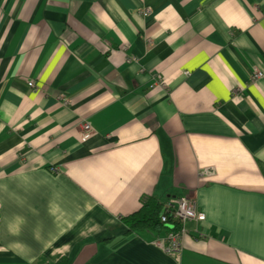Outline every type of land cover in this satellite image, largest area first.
Wrapping results in <instances>:
<instances>
[{"label": "crops", "instance_id": "1", "mask_svg": "<svg viewBox=\"0 0 264 264\" xmlns=\"http://www.w3.org/2000/svg\"><path fill=\"white\" fill-rule=\"evenodd\" d=\"M256 69L264 0H0V264H264ZM149 196L204 212L178 253Z\"/></svg>", "mask_w": 264, "mask_h": 264}, {"label": "built area", "instance_id": "2", "mask_svg": "<svg viewBox=\"0 0 264 264\" xmlns=\"http://www.w3.org/2000/svg\"><path fill=\"white\" fill-rule=\"evenodd\" d=\"M150 12L149 8L143 10L144 15H148ZM264 77V71L256 69L252 75L253 80H258ZM30 86H34V80L29 82ZM93 133V127L88 122H83L81 124L80 138L81 140L88 139L89 135ZM203 175L213 174V170L209 168H204L202 170ZM166 212L169 214L171 212L174 219L181 222L180 230H171L166 239V250L169 253H178L182 248V241L187 233L186 222L189 220L203 221L205 220V214L198 208V204L195 198L189 196H182L178 198H173L170 203L166 206ZM162 221H167V215L162 216Z\"/></svg>", "mask_w": 264, "mask_h": 264}, {"label": "trees", "instance_id": "3", "mask_svg": "<svg viewBox=\"0 0 264 264\" xmlns=\"http://www.w3.org/2000/svg\"><path fill=\"white\" fill-rule=\"evenodd\" d=\"M165 214L167 215V221L164 222L162 221V216ZM122 220L130 230H159L167 226L173 231H179L181 224L180 221L173 218L171 212L168 214L164 204L153 196H149L147 199L143 200L136 211L123 216Z\"/></svg>", "mask_w": 264, "mask_h": 264}, {"label": "rangeland", "instance_id": "4", "mask_svg": "<svg viewBox=\"0 0 264 264\" xmlns=\"http://www.w3.org/2000/svg\"><path fill=\"white\" fill-rule=\"evenodd\" d=\"M189 74V73H188ZM35 81H34V86H35ZM88 123H90V122H88ZM91 124V123H90ZM93 132H94V130H93ZM93 135V133H91L90 135H89V137L88 138H90L91 136ZM87 139V138H86ZM212 175V174H211ZM211 175H208V177H210ZM204 176H207V175H204Z\"/></svg>", "mask_w": 264, "mask_h": 264}, {"label": "bare ground", "instance_id": "5", "mask_svg": "<svg viewBox=\"0 0 264 264\" xmlns=\"http://www.w3.org/2000/svg\"><path fill=\"white\" fill-rule=\"evenodd\" d=\"M201 175H202V172H201Z\"/></svg>", "mask_w": 264, "mask_h": 264}]
</instances>
